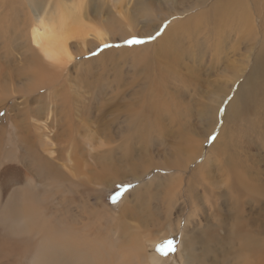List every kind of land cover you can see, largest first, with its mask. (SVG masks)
<instances>
[{
    "label": "bare ground",
    "instance_id": "bare-ground-1",
    "mask_svg": "<svg viewBox=\"0 0 264 264\" xmlns=\"http://www.w3.org/2000/svg\"><path fill=\"white\" fill-rule=\"evenodd\" d=\"M36 1L0 0V19L4 9L17 19L10 25L11 46L0 59V110H5L6 132L18 148L14 154L9 146L0 162V264H264V166L249 148L264 149V0H103L112 16L97 21L86 16V0H58L54 17L34 18L30 8L36 11ZM163 26L164 34L157 36ZM131 36L147 43L120 52L139 59H150V49L166 53L169 48L167 57L177 66L170 73L174 82H183V69L221 72L215 75L214 105L200 103L193 113L207 130L202 134L183 121L177 155L171 145L165 147L169 165L146 161L151 152L141 140L153 132L169 135L156 115L165 118L169 104H182L175 97L178 85L169 83L170 71L167 82L154 64L140 72L141 80L127 81L120 71L111 79L104 73L100 93L89 98L69 96L65 85L77 56ZM74 40L79 51L72 48ZM227 47L243 58H222ZM116 100V107L106 110ZM89 121L100 123L96 131L93 126L104 137L98 146L92 130L81 138ZM213 134L211 148L203 150ZM128 135L131 140L125 143ZM100 145L109 148L100 150ZM198 160V168L188 174ZM108 170L116 180L139 179L157 170L151 176L168 195H163L167 213L157 206L151 215L135 212L142 202L150 204L145 197L135 202L125 198L123 211L110 217L89 208L84 199L93 194L101 198L113 179ZM159 172L169 173V181L162 183ZM48 179L57 187H50ZM66 184L76 186L67 202L51 192L59 193ZM75 193L81 197L78 207ZM127 205L134 212H127ZM155 228L163 236L153 237ZM180 230L174 251L151 253L148 242L165 246L167 237Z\"/></svg>",
    "mask_w": 264,
    "mask_h": 264
},
{
    "label": "rangeland",
    "instance_id": "rangeland-1",
    "mask_svg": "<svg viewBox=\"0 0 264 264\" xmlns=\"http://www.w3.org/2000/svg\"><path fill=\"white\" fill-rule=\"evenodd\" d=\"M71 1L72 0H70V2ZM101 1H103V0H86L85 1V3H86L85 4V12L87 13L86 16L89 15L91 17V19L95 20V21H97L100 18H104V17L107 18L108 16H110V14H112L111 10H110V8H111L110 4L108 3L109 5L108 4L101 5L102 4ZM35 3H36V5H38V6H35L36 11H34L33 8H30V13L34 16V18L37 17L36 14H40V15L46 14L49 17H54L55 16L54 15L55 10L53 11V9H55V8H53V7H55V4L59 3V1L58 0H51L50 4H48V2H46L45 0H37ZM5 7H7V6H5ZM3 11L5 12L6 16L4 15L5 18L2 17V19H0V24L4 25L5 23H7V25H5V27H3V28H0V31H1V34H0V59H5L2 57L5 55L6 51H8L10 46H11L8 43L9 38H11V32H12V28L10 27V25L12 23L17 22V19H15L16 17H14L13 14L11 16H8V12H9L8 9L2 10V13H4ZM25 12H26V17H27L28 11H25ZM30 19L31 18L29 17L28 20L30 21ZM22 20H24V18ZM22 20H20V22ZM34 21L35 20H31L30 23L32 24V22H34ZM156 21H158V19L156 20V18H154L153 21H151V24L153 25ZM167 24H169V23H167ZM13 25H15V24H13ZM164 25H166V24H164ZM30 26H29V28H30ZM150 26H148L147 28H152ZM140 27L144 28L145 26L142 23L140 25ZM165 27L163 26L161 28V30L157 33V36H161L164 34ZM133 38H139V39L143 40L144 43L130 44L127 42ZM5 39H6V42L4 41ZM127 41H119L118 40V41H114V42H109V43H106L104 45H99L92 52L77 56V58H75L74 61L72 62V64L68 67V71L66 72V75L68 74V80H67L65 85H66V88L69 89L68 92H70V93H68V94H69V96L71 95V97H74V95L72 96V94H75L76 97H80L82 94L86 98L92 97L93 96V95H91L92 93H94V92L100 93L98 90L100 88L102 89L101 84H102L104 76L105 77L109 76L111 79V75L113 76L116 72H119V71L123 73V75L127 81L132 80V78L136 77V76H139V78L141 80L144 76H141L140 72L144 71V68H146V70H147L151 66L155 65L156 69L158 68L159 69L158 71H160V73H159L160 76L163 75L162 79L164 80V82H167V79H168L167 73H168V71H170L169 72V83H171L172 86L178 85V87H177V89H178L177 93L178 94L177 95L175 94V97H177L179 99V103H182V104L181 105L178 104V106H176V108L173 105L171 106L169 104V116H167L165 118L161 117L160 115H156V118L159 117L157 119L160 120L164 125H167V127L169 128V135H167L165 137H161L158 134V132H153L150 136L143 137V139L141 140L143 145L147 143V145H148L147 147H148L149 151L151 152L148 155L149 159L147 156L146 161L151 162L152 164L165 163V164L169 165V164H171V162L169 163V160H170L169 155L167 153L165 154V151L171 145L170 147H173L171 149V151L174 152L173 156L177 155L175 147H179L183 143L182 139L180 140L181 135L179 133L180 129L185 127V125H183V121H187V122L191 123L192 126L194 125V127H196V130H199L200 133L203 132L202 134H204V132L207 130L205 122L198 121L195 118V115L193 113H194V110H196L195 108H197L200 103H209L211 105H214V103L211 101V98L213 97L214 93H216L215 92L216 87L214 86V82L216 81L215 75L220 76L221 72L218 71V73H217V71H216L214 73V71L210 70L208 67H204V68L202 67V68H200L201 71H197V72H191V71H187L186 69H183V72L181 71L182 76L184 78L183 82H181V81H179V82L175 81L174 82V80L170 76V73H172V71L177 69V66L172 64V61H170V58L168 59V57H167L169 55V53H168L169 48L167 49L166 53L162 52V50H158V48H154V49H157V52H155L153 49H150L149 54L150 55L152 54L150 59L142 58V57H140L141 59H139L137 57H133V54H131L129 52H120V50H122L126 47L130 49V48L142 46V45L147 43V40L144 38H140L138 36H131L129 39H127ZM79 47H80L79 44L76 43L74 40L72 42L73 50L79 51L80 50ZM230 49L233 51H231ZM16 51H18V49ZM170 51H172V50H170ZM106 52H110V53L105 54L101 59L96 61L97 58H99L103 53H106ZM233 52H235V54ZM238 52L235 51L233 48L227 47V48H225V50L222 54L223 55L227 54V53L228 54L226 56H223L221 54L220 56L221 57L223 56L222 58H224V59L227 56L229 58L231 57L230 58L231 60H232V57L234 60L235 59H238V60L242 59L243 55L238 53ZM210 54L211 53L208 52L209 56H205L204 61H206V62L209 61V59L211 58ZM90 59H94V62L93 63H85V61H88ZM105 62H106V64H104ZM191 63L195 64L193 62H191ZM144 64H146L145 65L146 67L143 66ZM138 65L142 66L143 68L142 67L138 68ZM107 66H109L110 68H108ZM104 71H106V72H104ZM104 73H105V75H104ZM173 82H174V84H173ZM76 84H78V85H76ZM85 92H86V94H85ZM87 92L89 94H87ZM79 94H80V96H79ZM101 94H103V92ZM87 95H88V97H87ZM208 99H210V100H208ZM92 101H93V99H92ZM85 102H88V100ZM93 102H94V105L98 107L99 101L94 100ZM112 103H111V106H108L106 108V110L114 109L116 107L117 103H119V101L116 100V101H113ZM7 105L10 106L11 104L8 103ZM227 105H228V103H227ZM160 107H162V106L160 105ZM97 110H98L97 108L93 109V115H95L97 113ZM4 115H5V110H3V111L0 110V117L2 116L0 118V126L5 128V129L0 130V134H1L0 135V162H1L5 152L8 150L9 146L11 149H13L14 154H17V152H18V148L15 145H13L14 139L11 138V135H9L6 132V131H8V130H6L8 128V121L5 119ZM76 118L79 119L78 116ZM103 120L104 121H102V123H104V124L106 123L105 125H107L108 124L107 119L103 118ZM88 124H89V126L86 129L87 132L82 131L83 133L81 135V138L83 137L84 134L86 137L87 134L91 135L92 131L94 133L97 129L98 124H100V123H97V122L93 123L92 121H89ZM93 126H94L95 131L93 130ZM89 131H91V132H89ZM95 134H96V136H98V140H97V142L94 143V145L98 146L100 144V142L104 141V137L103 136L99 137V135L96 132H95ZM213 137L215 139L216 135L213 134L206 140V142L203 144V150L208 151L211 148V145L214 142ZM162 139H164V140H162ZM129 140H131V137H129V135H128V138L125 140L128 142H125V143H129ZM260 141L261 140H259V142ZM197 146L199 147L200 145L198 144ZM165 147H167V148H165ZM100 148H101L100 150H106L109 147H108V145H103ZM249 148L251 150L253 149L252 152L258 154V159L260 157V164L262 166H264V149H263V151L262 150L258 151L254 147L253 148L249 147ZM159 152L164 153V156L158 159V157H156V154H158ZM166 155H168V156H166ZM152 156H154V157H152ZM200 163H201V161L198 160L196 163L190 164L189 169H188V174L191 170H196L198 168L197 167L198 164H200ZM142 166L143 167H141V168H142V170H144L145 165H142ZM108 172H109L108 176L113 178V173L109 170L107 171V173ZM154 173H157V170H154V172L152 174H147V175H145V177H142L139 179H134L133 177H126V178L118 179V180H116L115 178L110 179L109 180L110 182H108L106 184V186L107 185L108 186L107 187L105 186L106 189H104L105 191L103 190L100 199H97L96 195L93 194L89 198H85L84 200L86 201V203H88L89 208H91V206L92 207L94 206L92 210L101 211V213L103 212L107 217H110V216H113L115 214L119 215V213L121 211H123L125 198L128 199L127 202H131L132 200H134V202H135V201H139L140 199H143L145 197L147 199L148 203H150V204L149 205L147 204V206H144V202H142L140 204L142 206L141 207L142 209L139 206L137 208V210H135V212H137L139 214L143 213V214L151 215V212L153 213V210H152L153 207L157 206L158 208H160V212L164 213V215H165L168 211L169 203L163 202V198L165 197V195L166 196H168V195H167L164 188H156V185L158 183L156 181L154 184L153 183L154 178L151 176ZM159 173H160L161 178H162L160 180V181H162V183L164 181H169V175H168L169 173H164V172H159ZM175 175L176 174H174L172 176V178H175ZM45 181H47L46 183L49 182L48 185H51L50 187H52V188L57 187L56 182L51 181L50 179L45 180ZM112 181H114V182H112ZM111 183H113V184H111ZM147 185H149V187ZM146 186L148 188H150V190H146V188H147ZM221 186L224 187V185H221ZM73 187L75 188L76 186H73ZM74 188H72L70 185L66 184V187L64 186V188H62L61 191L59 190V193H58L57 189L56 190L54 189V191H51V192L53 195H55V194L58 195V197H57V195H55L56 199L59 197H63L62 199H64V200L66 199L65 201L67 202L70 199V196L72 194L74 195V192L76 190V188L75 189ZM135 189H136V191H135ZM79 190H80V188H79ZM156 190L160 194L158 197L156 196V193H157ZM79 193H80V191H79ZM79 193H77V194L75 193L76 196L74 197V200L76 202L74 204L77 205L76 207H78V202L80 201V198H81L79 196ZM65 194H67V195H65ZM163 195H164V197H163ZM114 197H115V202L113 200ZM58 200H60V198ZM58 200L52 199L53 203H54V201H58ZM84 200L82 199L81 201H84ZM129 200H131V201H129ZM71 201L72 200L69 201V204H71ZM89 203H90V206H89ZM179 203H180V206H183L181 201H179ZM159 204H160V206H159ZM49 206L51 207V210H52L53 209L52 204H49ZM128 206L129 205L126 206L125 210L127 212H134L133 208H129ZM148 206H150L152 208H150ZM79 208L82 209V207H79ZM144 211H145V213H144ZM149 212H150V214H149ZM174 215H175V212H174ZM110 227H112L111 223H110ZM3 228L6 229L8 227L3 226ZM164 229L166 230L167 226H164ZM1 232H2L1 234L4 236V234H5L4 231L2 230ZM156 232L157 231L155 228L152 231V235L155 238H160L164 234L163 232H159V233H156ZM181 235H182V230L178 231V233L172 237L171 236L169 238L167 237V239H166L167 244L165 246L158 245L156 243L154 244V243L148 242V248H149V250H151V253H154V254L156 253L155 255H160L161 252L166 253L168 250H170V248L168 246V241L169 240L174 241V248H175L181 240ZM237 246H238V244H237Z\"/></svg>",
    "mask_w": 264,
    "mask_h": 264
},
{
    "label": "snow or ice",
    "instance_id": "snow-or-ice-1",
    "mask_svg": "<svg viewBox=\"0 0 264 264\" xmlns=\"http://www.w3.org/2000/svg\"><path fill=\"white\" fill-rule=\"evenodd\" d=\"M149 39H152V37H150ZM127 42L130 43V44H140V43H144V41L141 40V39H139V38H133V39L127 41ZM213 139H214V137H213ZM113 200H114V202H115V197L113 198ZM168 246H169V248H170L172 251L175 250V248H174V241L169 240V241H168Z\"/></svg>",
    "mask_w": 264,
    "mask_h": 264
}]
</instances>
